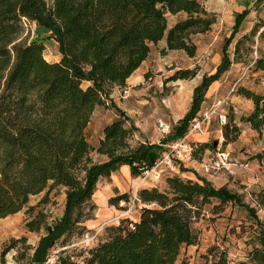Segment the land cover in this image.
<instances>
[{"label": "trees", "instance_id": "trees-1", "mask_svg": "<svg viewBox=\"0 0 264 264\" xmlns=\"http://www.w3.org/2000/svg\"><path fill=\"white\" fill-rule=\"evenodd\" d=\"M262 1V0H256ZM176 14L167 26L168 14ZM245 10L233 15L224 37L215 69L201 73L193 86L187 109L158 141L133 139L137 131L109 92L123 86L126 77L149 51L150 43L164 37L163 49H181L193 55L192 34L203 32L215 21V13L201 0H0V218L24 207L28 230H41L30 252L17 251L15 264H185L176 263L183 245L196 241L192 222L211 203L217 212L226 202L242 206L254 219L252 244L243 264H264V220L253 206L225 184L215 186L205 176L167 172L163 187L142 186L136 198L143 203L135 218L119 217L103 225L94 243L71 244L86 230L83 222L96 205L92 193L101 176L121 164L131 176L148 169L165 144L180 137L197 114L210 82L219 78L242 48H253L254 36L264 41V20L238 35L230 57L227 44L238 31ZM23 21L34 23L33 33L51 38L59 56L46 60L44 44L30 37ZM247 64L259 71L264 88V51H257ZM257 52V53H256ZM237 60V59H236ZM196 68L175 70L170 79L192 77ZM237 93L252 106L241 119L252 129L264 125V95L239 85ZM96 105L112 106L114 115L101 126L91 146L85 127ZM239 127L222 123V142L233 141ZM168 144V143H167ZM215 143L196 141L197 149H212ZM93 150L101 158L91 156ZM61 186L63 203L59 215L46 221L38 208L49 191ZM43 194L35 204H26L31 194ZM262 191L255 194L262 203ZM124 192L108 198L116 204ZM36 207V209H35ZM25 236L11 238L9 247ZM0 250V262L8 249ZM201 264H231L225 249L210 245L200 254Z\"/></svg>", "mask_w": 264, "mask_h": 264}, {"label": "rangeland", "instance_id": "rangeland-1", "mask_svg": "<svg viewBox=\"0 0 264 264\" xmlns=\"http://www.w3.org/2000/svg\"><path fill=\"white\" fill-rule=\"evenodd\" d=\"M46 1L49 2L50 0ZM207 4L217 8V11H215L216 18L214 24L210 27V32L192 35L197 47L196 56L188 59L180 55H171L170 60L167 58L168 56L165 55L164 57L168 59V62L174 63L165 67L164 74L168 75L164 78L161 90L156 97L158 100L163 97V101L158 102L163 119L170 122L168 129L166 127L167 131L171 127L172 120L176 121L179 118L177 116L181 114L184 104L187 100L189 101L193 84L199 81L198 75L207 73L215 63L217 64L221 44L224 37L229 33L234 13L240 9L245 10L238 31L227 44L226 49L231 58H234L232 48L235 38L243 32H248L256 22L264 20V0H207ZM33 25L34 23L31 21H26V24H24L30 31L28 38L39 37L44 44L43 56L49 60L57 59L59 54L55 42L51 38L45 37L44 33L39 36L33 33ZM253 38V48L250 51H246L245 48L240 49L239 57L232 60L229 67L221 73L218 79L209 83L199 107L203 108L219 100L227 122L229 124L235 122L239 127L237 137L233 141L223 143L222 124H218L215 117H212L206 132L193 134L191 137H196L200 139L199 141L215 143L214 147L212 149L207 148L204 151L197 149V157H189L182 153L181 159L174 160L173 170L164 168L155 177L154 171L148 168L140 175L131 176L123 167H118L109 175L99 177L91 196L96 208L91 217L83 222L86 230L80 236L73 237L71 244L90 245L95 242L96 236L101 233L103 225L116 223L119 217L134 218L139 207L143 205L142 202L135 199L136 190L142 186L154 185L162 188L164 185L163 178L167 172H175L193 178L196 171L205 176L215 186L225 184L231 190L238 192L243 201L253 206L257 216L264 220V125L260 131H257L241 119L250 110L252 103L249 104L236 91V87L242 85L260 91L264 95L259 71H255L251 66H248L250 63L247 64L254 56L255 48L257 51H264V41L259 39L256 41L255 36ZM160 51L162 50L160 49ZM194 59H197L199 64L195 63L187 66L188 61ZM247 60L248 62H246ZM192 67L196 68L194 78H169L177 69ZM154 73V71L149 72L150 75ZM118 93L120 95V89ZM105 107L114 111L112 106L96 105L86 124L85 135L91 146L96 143L101 126L108 117ZM167 131H159V138L163 137ZM167 143L164 150L167 149ZM219 150L227 152V158L224 162H221L216 155ZM90 154L95 159L101 158L93 150L90 151ZM261 191L263 192L261 193L262 203L258 204L255 200V194ZM122 192L126 194V199H120L116 204L108 202L109 197ZM42 194L43 191L29 195L26 204H35ZM62 203L63 189L61 186H55L49 191L48 200L45 203H40L38 208L45 211L46 221H50L59 215ZM210 206L211 203L205 204L202 215L192 222L196 241L193 244L181 247L176 263L183 259L185 264H201L202 257L200 254L205 252L208 246L213 245L225 249L231 264H243L247 260V250L252 244L255 227L254 219L242 206L230 202L224 203L217 212H211ZM27 218L28 215L24 211V207L0 218V250L4 247L8 248L11 238L25 236L23 243L16 241L12 247L5 251L3 255L4 262H0V264H15L16 261L13 257L17 254V251L23 250V252L29 253L30 247L24 246H31L36 242L41 230L31 231L26 229L24 221Z\"/></svg>", "mask_w": 264, "mask_h": 264}, {"label": "crops", "instance_id": "crops-1", "mask_svg": "<svg viewBox=\"0 0 264 264\" xmlns=\"http://www.w3.org/2000/svg\"><path fill=\"white\" fill-rule=\"evenodd\" d=\"M201 1L207 10H211L214 13L215 11H217V8L209 6L207 4V0H201ZM175 17H176V14H171V13L168 14L167 26H169L173 22ZM214 22L211 25H213ZM209 30L210 28L203 32H196L194 34H198V33L205 34L207 32H210ZM193 42L196 43L195 41ZM164 45H165L164 37L158 39L155 43H150L149 51L147 55L145 56V58L142 59L139 65L136 68H134V70L126 77L124 81L123 85H126L128 87V92L126 95L124 96L119 95L118 93L120 89L119 85H113L109 92V97L112 103L118 108H120L121 110H123L124 113L129 117L131 122L136 126L137 131L133 135L134 140L146 139L148 141H158L159 135H160V132L157 127L158 121H162L164 123V127L166 126L168 129V124L170 122L169 121L167 122L163 119L161 109L159 107V102H158V101H163V97H160L159 100L156 99L157 95L159 94L161 90V85L163 83V80L168 75V74H164V69L165 67H168L174 64V63L172 64L171 62H168V59L170 60L172 58L170 57L171 55H180V56L187 57L188 59H192L197 54L196 49L193 55H187L181 49H163L162 50L161 48H164ZM152 47H156L157 49L152 48ZM160 49L162 51H160ZM165 55L166 57L168 56L167 57L168 59L164 58ZM45 59L49 60L47 58ZM54 60H56V58ZM195 63L197 65L199 64L197 62V59L189 60L187 66L194 65ZM215 64L213 65L212 68H210L207 71V73H210L212 72V70H214ZM150 71H154L155 73L153 75H150L149 74ZM195 75L196 73L192 76V78H194ZM200 75L201 73L198 75L199 79H200ZM196 83H194L193 86ZM244 99L248 101V103L250 104L251 102L250 99L246 97H244ZM188 104H189V101L187 100L182 108L181 114L178 115L177 118L180 117L183 114V112L187 109ZM105 110L108 112V117L104 121V123L109 121L111 117L114 115V111L112 109L105 107ZM170 111H171V108H170ZM174 122L175 120H172V124ZM99 135L100 133L97 135V138L99 137ZM119 167H123L127 172H129L128 166L126 164H121Z\"/></svg>", "mask_w": 264, "mask_h": 264}, {"label": "built area", "instance_id": "built-area-1", "mask_svg": "<svg viewBox=\"0 0 264 264\" xmlns=\"http://www.w3.org/2000/svg\"><path fill=\"white\" fill-rule=\"evenodd\" d=\"M26 24V21H23ZM34 25L32 27V30ZM128 92V87L126 85L120 86V95L124 96ZM223 100V99H222ZM220 101L211 103L203 108H199L197 114L190 120V123L186 131L178 138L170 141L167 144V149L162 151L158 158L155 159L153 164L149 167L154 171V176H158L159 172L167 168L173 170L175 159H181L182 153L187 156L190 155L191 148L194 142L199 141L196 137H191L193 134H198L201 132H206L212 117H215V120L218 124H222L226 121L225 113L223 108L220 105ZM157 127L160 132H166V126L162 121L157 122ZM217 157L221 162H224L227 158V152L219 150L216 152ZM135 199L136 196H135Z\"/></svg>", "mask_w": 264, "mask_h": 264}]
</instances>
